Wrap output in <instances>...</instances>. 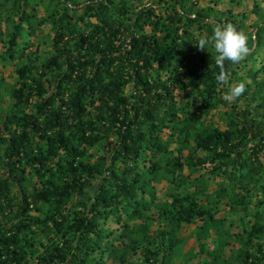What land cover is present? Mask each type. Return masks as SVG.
I'll return each mask as SVG.
<instances>
[{
    "label": "trees",
    "instance_id": "16d2710c",
    "mask_svg": "<svg viewBox=\"0 0 264 264\" xmlns=\"http://www.w3.org/2000/svg\"><path fill=\"white\" fill-rule=\"evenodd\" d=\"M204 1L0 0V264H264V9Z\"/></svg>",
    "mask_w": 264,
    "mask_h": 264
},
{
    "label": "clouds",
    "instance_id": "9594fccd",
    "mask_svg": "<svg viewBox=\"0 0 264 264\" xmlns=\"http://www.w3.org/2000/svg\"><path fill=\"white\" fill-rule=\"evenodd\" d=\"M196 46L200 50H206L209 46L214 49L216 53L215 65L220 69L217 79L221 84L228 80V75L224 72L225 63L239 64L249 53L248 36L228 23L217 24L211 37L199 39ZM244 92L245 84L237 83L230 87L224 99L229 103H234Z\"/></svg>",
    "mask_w": 264,
    "mask_h": 264
},
{
    "label": "rangeland",
    "instance_id": "374dc122",
    "mask_svg": "<svg viewBox=\"0 0 264 264\" xmlns=\"http://www.w3.org/2000/svg\"><path fill=\"white\" fill-rule=\"evenodd\" d=\"M208 0H205L204 3H200L199 7L204 8L206 6V2ZM258 6L259 8L264 9V0H218L214 5L215 10H222V11H228L230 10L232 12V15L236 14H244L245 20L243 21L242 25L244 24L245 28H247L248 32L254 33V27L255 24L259 21L256 18L255 13H253L252 9L254 6ZM41 8V7H40ZM48 30V25L43 27V32L47 33ZM147 31L150 29L147 28ZM1 49V46H0ZM48 50V49H46ZM1 51V50H0ZM262 59H264V54H261ZM248 68L252 67L250 64L247 65ZM15 68L14 67H7L4 69L0 68V77H3L7 83H11L13 77L15 76ZM228 92V91H227ZM225 92L222 96L224 97ZM250 96V95H249ZM3 105H6L3 103ZM226 109L223 108L222 106H219L217 109H214L212 112L208 114L204 119L207 123L210 122H215L217 124L222 125V122L219 119V113L222 111H225ZM157 191L159 192V196L166 197L169 194V187L167 186L166 183H161L160 185L155 187ZM105 228L108 231H115L119 230L120 227L117 225L113 224L112 222H109ZM192 230V227L189 228H184L181 233L179 234L180 237L186 238L190 231ZM195 242L193 240H187V243L185 245V249L194 246ZM108 264H112L110 261Z\"/></svg>",
    "mask_w": 264,
    "mask_h": 264
}]
</instances>
